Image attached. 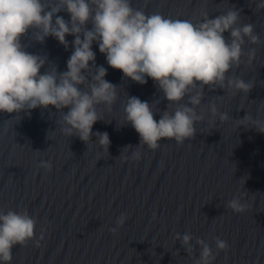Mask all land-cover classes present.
Instances as JSON below:
<instances>
[{
	"label": "water",
	"instance_id": "water-1",
	"mask_svg": "<svg viewBox=\"0 0 264 264\" xmlns=\"http://www.w3.org/2000/svg\"><path fill=\"white\" fill-rule=\"evenodd\" d=\"M259 2L133 0L146 12L181 19L199 18L204 11L214 18L232 7L240 11V23H252L260 37L259 45L247 40L244 45L245 51L256 49L253 63L235 70V75L256 83L248 97L205 87V122L197 124L195 138L183 145L165 140L155 151L142 146L138 162L121 159V152L130 157L140 143L130 124L119 126L126 96L159 100L157 121L168 101L150 78L140 85L110 68L96 43V64L108 69L105 78L120 94L111 111L101 106L103 120L93 126V133H108V153L93 143L95 136L87 145L76 136L62 135L56 130L59 114L54 108H38L30 116L22 113L21 120L0 113V211L27 209L37 220L34 239L13 248L11 264H194L200 253L195 238L205 240L215 254L217 237L228 249L220 251L213 264H264V134L237 128V119L247 113L264 120V9L257 10ZM59 15L69 19L66 12ZM66 39L68 49L52 37L43 44L26 37L24 43L29 52L46 55L65 71L74 37ZM223 95L217 107L230 119L219 123L217 117V123L209 125L207 104ZM129 145L133 149L123 152ZM41 161L51 162L50 172L38 167ZM238 195L249 205L242 213L227 208ZM122 213L127 219L113 234L109 229ZM185 232L194 238L191 256L174 239Z\"/></svg>",
	"mask_w": 264,
	"mask_h": 264
},
{
	"label": "clouds",
	"instance_id": "clouds-1",
	"mask_svg": "<svg viewBox=\"0 0 264 264\" xmlns=\"http://www.w3.org/2000/svg\"><path fill=\"white\" fill-rule=\"evenodd\" d=\"M256 8L264 9V0ZM61 12H66L69 19L59 15ZM240 18V11L232 7L214 18L204 11L199 18L181 19L146 12L143 7H135L133 0H0V113L14 114L13 119L20 116L21 120L22 113L30 116L32 110L54 108L59 114L56 130L68 138L76 136L87 145L95 136L93 143L108 153V133H93V126L103 120L101 106L111 111L120 94L118 86L105 78L108 69L96 64V43L110 68L140 85L150 78L162 99L168 101L157 121L159 100L149 103L126 96L124 120L119 126L130 124L140 143L130 157L121 152V159L138 162L142 146L155 151L165 140L183 145L195 138L197 124L205 122V87L209 91L223 90L225 95L248 97L256 84L235 75V70L242 64L251 65L256 57L255 48L245 51L246 40L252 45L261 43L254 25L241 24ZM67 36L74 39L65 71H59L46 55L29 52L24 43L26 37L40 44L52 37L68 49ZM223 98L215 96L207 104L209 125H215L217 117L219 123L230 119L217 107L216 101ZM170 106L174 107L170 110ZM237 123V128L251 127L264 134V120L258 117L247 113ZM130 149L131 145L122 150L127 153ZM38 167L50 172L52 164L41 161ZM248 207L242 195L227 202V208L235 213ZM126 219L122 213L116 227L109 231L115 234ZM36 225L37 220L27 209L0 211V264H11L13 248L33 240ZM43 238L41 234L35 240L37 246ZM174 239L191 256L192 234L176 233ZM214 243L215 254L205 240L195 238L200 253L194 264H213L216 255L228 249L227 242L218 237Z\"/></svg>",
	"mask_w": 264,
	"mask_h": 264
}]
</instances>
